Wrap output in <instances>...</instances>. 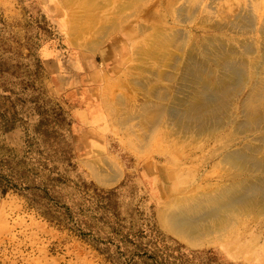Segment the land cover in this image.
Wrapping results in <instances>:
<instances>
[{
    "label": "bare ground",
    "instance_id": "obj_1",
    "mask_svg": "<svg viewBox=\"0 0 264 264\" xmlns=\"http://www.w3.org/2000/svg\"><path fill=\"white\" fill-rule=\"evenodd\" d=\"M73 9L70 41L103 64L101 107L117 117L128 84L145 98L115 123L165 199L164 225L191 243L236 233L264 261V17L213 8L196 20L189 0H76Z\"/></svg>",
    "mask_w": 264,
    "mask_h": 264
},
{
    "label": "rangeland",
    "instance_id": "obj_2",
    "mask_svg": "<svg viewBox=\"0 0 264 264\" xmlns=\"http://www.w3.org/2000/svg\"><path fill=\"white\" fill-rule=\"evenodd\" d=\"M75 3L0 0V264H114L78 233L88 224L109 233V223L94 216L120 220L124 232L147 233L144 242L153 237L168 246L170 260L180 264H264L236 233L191 243L164 225L165 199L151 191L144 164L123 144L126 127L115 123L145 98L128 84L119 91L126 105H117V117L101 107L103 64L64 27ZM191 7H198L189 15L196 20L213 8L233 17L254 7L256 19L264 17V0H189ZM4 187L10 188L2 193ZM45 191L49 217L40 204Z\"/></svg>",
    "mask_w": 264,
    "mask_h": 264
},
{
    "label": "trees",
    "instance_id": "obj_3",
    "mask_svg": "<svg viewBox=\"0 0 264 264\" xmlns=\"http://www.w3.org/2000/svg\"><path fill=\"white\" fill-rule=\"evenodd\" d=\"M4 182V176L0 173V185ZM7 182H10L11 185L9 184L6 186H14L13 188H16L11 181ZM6 188L10 187H4L2 193L6 191ZM40 198V200L44 201V203H42V201L40 203L43 209H45L44 213L47 214L48 217L52 216L50 209L46 206L48 204L46 201V199H48L47 192L45 191L43 195H40ZM93 219L101 223H106L107 221L110 228L109 233L95 230V226L91 224L82 228L80 226L78 228V233L91 241L99 251L114 264H180L177 262V259L170 260V258H173V255L169 252L168 246H163L164 244L162 247L157 246L156 241H153V237L144 242L143 239L147 237V233H143L139 230L134 232L128 230L124 232L120 220L117 219L114 220V224L111 220L110 222L102 216H94ZM151 235L154 234L152 233ZM183 255L184 254H182V257ZM179 258L181 257L179 256Z\"/></svg>",
    "mask_w": 264,
    "mask_h": 264
}]
</instances>
